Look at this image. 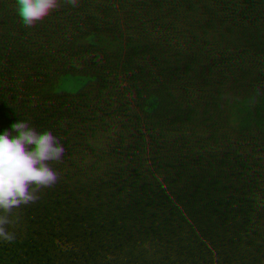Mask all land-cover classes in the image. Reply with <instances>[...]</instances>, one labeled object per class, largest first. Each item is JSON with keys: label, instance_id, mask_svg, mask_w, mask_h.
Instances as JSON below:
<instances>
[{"label": "rangeland", "instance_id": "1", "mask_svg": "<svg viewBox=\"0 0 264 264\" xmlns=\"http://www.w3.org/2000/svg\"><path fill=\"white\" fill-rule=\"evenodd\" d=\"M258 1L213 0L208 8L188 0L210 22L196 28L173 12L178 28L171 29L145 0H0V60L12 76L29 73L31 93L38 90L36 59L54 61L61 51L95 71L99 90L116 92L110 108L100 109L108 112L101 124L110 183L100 204L131 233L156 230L172 245V260L179 259L176 230L206 253L218 239L233 242L244 215L251 245L239 254L246 264H264V98L246 95L224 61L232 23ZM60 72L65 77L52 74L48 85L67 124L44 100L30 111L17 102L8 116L0 113L16 130V138L0 135V264H119L114 243L84 215L48 156L18 136H38L63 163L87 171L86 85ZM25 149L33 166L19 157ZM160 204L172 223L156 221ZM232 256L226 264H235Z\"/></svg>", "mask_w": 264, "mask_h": 264}, {"label": "flooded vegetation", "instance_id": "2", "mask_svg": "<svg viewBox=\"0 0 264 264\" xmlns=\"http://www.w3.org/2000/svg\"><path fill=\"white\" fill-rule=\"evenodd\" d=\"M202 3L206 2L208 8L210 7L213 0H200ZM148 7L156 14L161 15V19L166 24L161 26H170L171 29H176L177 22L176 17H171V14H177L184 12L186 22H190L194 27L201 25L205 27L210 22L204 14L197 10L195 5L190 8L188 0H145ZM162 10L164 16L162 17ZM204 19V20H203ZM197 28V27H196ZM196 35V34H195ZM228 43L229 50L224 57V61L230 63L235 68V71L242 84L243 91L246 95H258L264 98V0H259L257 3L252 5L239 19L237 22H233L228 32ZM6 58V57H5ZM75 56H72L65 52L57 53L54 61L48 62L47 58L36 59L35 67L31 68L32 73H38L37 75V91L31 93L33 90L30 89V77L24 76H12L11 71L7 68L5 70V60H0V99L5 100V103L0 108L6 109L5 111L0 109L4 115L8 116L10 110L15 108L17 102H23L26 107L28 105L29 111L30 106H42L43 100L49 106L54 108L51 109V114L59 119L61 125L65 123L62 119V112L59 110L58 102L53 99L58 94H54L52 86L48 85L49 78L56 76H63L60 72L62 69H66L70 73H73L80 77V81L86 85L82 89L83 106L88 112V117L84 123H88L89 130L85 134V152L82 156L83 167L87 171L82 173L81 170L74 169L69 164L63 163L57 154H54V150L48 148L46 142L38 140V136L34 138H28L23 136L24 134L19 133V137L32 144L36 150L47 155L53 167L60 174L66 185L69 187L71 194L81 207L84 215L87 216L92 222L96 223L98 227L103 230L109 237V241L114 243L112 248V260L113 263L119 264H226L225 262L231 263L230 260L226 259L225 256L233 255L234 262L244 264L247 263L245 258L239 254V252H246L247 248L251 245V226L248 218L244 215L240 216L239 221L240 227L237 228V235L234 236L233 242L225 240H219L214 250H209L203 253L199 248L196 247L195 243L191 240L188 234L176 230L174 241L177 243L173 249L177 250L179 255L178 261L176 258L169 256L167 253L171 251L172 245H163L165 241L158 240L155 236V231L152 233H143L140 230L139 233L130 232L127 228L125 229L123 219L119 220L110 212V207L105 202L100 204L101 198L104 197L109 189L110 183L106 173L103 171L104 158L103 153L106 146V137L103 118L107 115L100 109L107 110L110 108L111 100L117 97L114 89H107L106 91L99 90L95 83L98 82L93 79L95 71L91 74L90 71L85 68V64L78 60H74ZM76 59V58H75ZM115 59V58H114ZM116 60V59H115ZM94 64L95 61H93ZM37 66V68H36ZM62 68V69H61ZM60 69V70H59ZM54 74V76H50ZM56 80L53 79V82ZM12 86V88L8 87ZM50 94V95H49ZM242 99V98H239ZM109 103V104H108ZM9 111V112H7ZM12 113V111H11ZM28 114V111H27ZM59 116V118H58ZM1 118V117H0ZM103 120V121H102ZM80 120L76 118L75 123ZM11 118L4 122L0 119V135L7 136L8 138H16V130L10 128ZM58 123V122H57ZM67 124V123H65ZM102 125V126H101ZM41 139V138H39ZM14 152V150H12ZM23 154V155H22ZM19 157L25 162H29L33 166V159L28 157V151L25 149ZM106 169V164L105 167ZM31 173V172H29ZM34 173V172H33ZM182 171L175 166L173 169V175L176 179H180ZM208 176V174H206ZM183 179V178H182ZM180 181L183 183V180ZM175 183H178L174 180ZM183 188V187H182ZM93 189V191H91ZM180 189V188H179ZM103 194V195H102ZM107 195V193H106ZM248 204L249 199L246 200L242 197L241 202ZM104 203V201H102ZM249 206V205H248ZM159 207H163V211L157 212V222H168L172 223L171 218L166 216V206L160 204ZM250 207V206H249ZM109 208V210H108ZM93 216H92V215ZM261 223V221L259 220ZM120 223V224H119ZM171 226V224H169ZM256 226V224H253ZM221 229H216L215 235L218 237L223 230V224L220 222ZM144 235V236H143ZM173 241V240H171ZM171 244L170 242H167ZM230 245L228 247V244ZM150 250V251H149ZM227 252V253H226ZM167 254V255H166ZM175 254V251H174ZM233 263V262H232Z\"/></svg>", "mask_w": 264, "mask_h": 264}]
</instances>
